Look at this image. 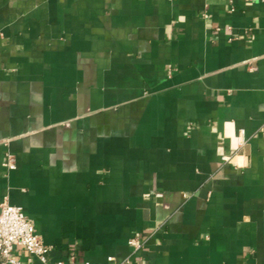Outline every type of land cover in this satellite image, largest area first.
<instances>
[{"label": "crops", "instance_id": "1", "mask_svg": "<svg viewBox=\"0 0 264 264\" xmlns=\"http://www.w3.org/2000/svg\"><path fill=\"white\" fill-rule=\"evenodd\" d=\"M3 200L51 263L264 264V1L0 0Z\"/></svg>", "mask_w": 264, "mask_h": 264}, {"label": "built area", "instance_id": "2", "mask_svg": "<svg viewBox=\"0 0 264 264\" xmlns=\"http://www.w3.org/2000/svg\"><path fill=\"white\" fill-rule=\"evenodd\" d=\"M264 1V0H262ZM4 166L8 169L17 167L16 157L7 152ZM129 243L139 249L142 243L137 238H131ZM17 246L23 247L31 256L39 259L41 264H65L63 261L51 263L49 253L51 246L47 245L37 232L33 221L24 213L20 206L11 205L7 200L0 202V264H22L14 255ZM113 261V257H109ZM113 264H129L124 260Z\"/></svg>", "mask_w": 264, "mask_h": 264}]
</instances>
